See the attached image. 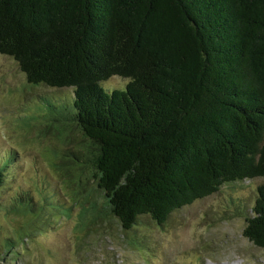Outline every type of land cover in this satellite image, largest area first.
Listing matches in <instances>:
<instances>
[{"label": "trees", "instance_id": "1", "mask_svg": "<svg viewBox=\"0 0 264 264\" xmlns=\"http://www.w3.org/2000/svg\"><path fill=\"white\" fill-rule=\"evenodd\" d=\"M0 54L30 85L72 89L53 120L87 142L73 155L103 201L94 216L163 225L262 178L237 216L264 250V0H0ZM113 76L125 87L102 85ZM14 158H0V190Z\"/></svg>", "mask_w": 264, "mask_h": 264}, {"label": "rangeland", "instance_id": "2", "mask_svg": "<svg viewBox=\"0 0 264 264\" xmlns=\"http://www.w3.org/2000/svg\"><path fill=\"white\" fill-rule=\"evenodd\" d=\"M126 83L113 76L102 85ZM72 99L71 88L30 85L17 63L0 54V158L15 155L0 190V264L264 263V250L243 236L245 221L237 216L252 204L262 178L224 185L173 211L163 225L143 216L124 232L113 216H94V207L104 211L103 201L73 155L85 152L87 142L76 127L53 120ZM25 196L41 209L14 205Z\"/></svg>", "mask_w": 264, "mask_h": 264}]
</instances>
